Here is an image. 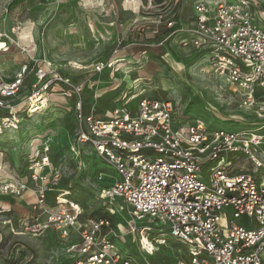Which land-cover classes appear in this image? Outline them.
<instances>
[{"label": "built area", "instance_id": "obj_1", "mask_svg": "<svg viewBox=\"0 0 264 264\" xmlns=\"http://www.w3.org/2000/svg\"><path fill=\"white\" fill-rule=\"evenodd\" d=\"M181 1L174 0L167 17H160L166 34L160 35L158 26L150 28L153 38L162 42L178 37L181 47L192 50L245 104H256L257 118H264L262 103L255 101L257 92L264 93V10L259 2L191 0L184 17ZM104 67L100 63L95 71ZM19 83L1 84V97L15 95ZM62 92L70 102L72 96L86 94L73 85ZM115 103L120 105L104 113L95 105L83 113L78 101L70 148L75 156L80 148L87 149L115 173L97 175L107 184L99 199L108 218H92L71 199V192L47 202V189L40 187L33 205L36 222L25 229L33 234L53 230L71 242V264H133L127 247L136 242L143 253L171 246L180 254L177 264H264V158L254 155L264 153V136L244 127L217 128L197 117L176 120L178 106L172 101L141 97L132 105L127 100ZM0 122L9 125L6 119ZM242 157L252 167L233 165ZM49 164L44 167L51 169ZM49 177L54 184L60 179L55 169ZM113 203L130 217L127 222L112 218ZM40 209L44 222H38Z\"/></svg>", "mask_w": 264, "mask_h": 264}, {"label": "rangeland", "instance_id": "obj_2", "mask_svg": "<svg viewBox=\"0 0 264 264\" xmlns=\"http://www.w3.org/2000/svg\"><path fill=\"white\" fill-rule=\"evenodd\" d=\"M12 1L0 0V85L20 83L15 95H0V121L15 120L19 129L0 132V264H71V242L53 230L33 234L25 229L36 222L33 205L40 187L47 189L49 199L71 192V199L88 214L107 212L99 199L107 184L97 175L115 173L87 149L80 148L78 156L70 150L78 101L83 113L92 105L104 113L119 106L116 101L132 105L141 97L172 101L178 106L176 120L197 117L217 128L244 127L264 136V118H257L256 104H245L229 85L214 78L192 50L179 45L178 37L159 42L151 35L155 26L163 33L160 17L174 0L165 6L151 0H25L10 8ZM256 1L264 10V0ZM180 4L187 17L191 0ZM100 63L105 67L96 72ZM72 85L86 94L72 96L70 102L62 91ZM255 101L264 107V93L257 92ZM260 152L254 155L264 158ZM46 160L59 172L56 184L49 177L51 169L44 167ZM233 165L252 167L244 157ZM261 169L264 177V165ZM109 207L119 223L130 219L118 204ZM42 212L36 213L38 222L46 219ZM127 248L133 264H177L180 257L171 246L150 253L140 252L138 242Z\"/></svg>", "mask_w": 264, "mask_h": 264}, {"label": "trees", "instance_id": "obj_3", "mask_svg": "<svg viewBox=\"0 0 264 264\" xmlns=\"http://www.w3.org/2000/svg\"><path fill=\"white\" fill-rule=\"evenodd\" d=\"M24 2H25V0H13L12 3L9 5V7L13 8V7L17 6V5H21ZM162 31H163V33H160V35H164V34H166L168 32L166 29H162ZM75 125H76V120H75ZM17 129H19V127H17ZM2 130H0V132H2ZM46 200H47V202L51 201V199L48 198L47 193H46ZM108 216L109 215H107V214L94 213V214H92L91 217L92 218H108Z\"/></svg>", "mask_w": 264, "mask_h": 264}, {"label": "bare ground", "instance_id": "obj_4", "mask_svg": "<svg viewBox=\"0 0 264 264\" xmlns=\"http://www.w3.org/2000/svg\"><path fill=\"white\" fill-rule=\"evenodd\" d=\"M22 78V77H21ZM40 100H42V97H38L37 101L39 102ZM30 101V100H29ZM37 103V102H36ZM44 104V103H43ZM6 122L9 123V125H5V124H0V130L2 129H8V128H13V129H17V126L14 124L15 120L10 121L9 119H6ZM48 162V160H46V163ZM46 163L44 164V166H46ZM34 200V199H33ZM145 246H146V241H145ZM148 249H150L149 246H146Z\"/></svg>", "mask_w": 264, "mask_h": 264}, {"label": "crops", "instance_id": "obj_5", "mask_svg": "<svg viewBox=\"0 0 264 264\" xmlns=\"http://www.w3.org/2000/svg\"><path fill=\"white\" fill-rule=\"evenodd\" d=\"M94 91H96V90H92L90 93H94L95 94V92Z\"/></svg>", "mask_w": 264, "mask_h": 264}]
</instances>
